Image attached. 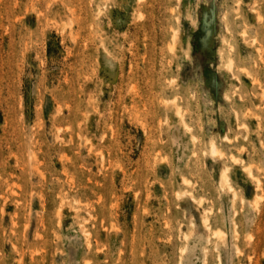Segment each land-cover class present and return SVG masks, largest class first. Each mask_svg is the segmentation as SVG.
Listing matches in <instances>:
<instances>
[{"label":"rangeland","instance_id":"1","mask_svg":"<svg viewBox=\"0 0 264 264\" xmlns=\"http://www.w3.org/2000/svg\"><path fill=\"white\" fill-rule=\"evenodd\" d=\"M0 264H264V0H0Z\"/></svg>","mask_w":264,"mask_h":264},{"label":"bare ground","instance_id":"2","mask_svg":"<svg viewBox=\"0 0 264 264\" xmlns=\"http://www.w3.org/2000/svg\"><path fill=\"white\" fill-rule=\"evenodd\" d=\"M229 63H232V62H229ZM179 112V111H178ZM212 152L213 153H215L216 152V149H215V147L213 146L212 147ZM218 152H220V151H218ZM210 153V152H209ZM219 155V154H218ZM217 157V156H216ZM225 169V168H224ZM251 171V170H250ZM248 172H249V170H248ZM226 174V173H225ZM222 179V178H221ZM219 180H220V178H219ZM223 180H225V178L224 179H222V182H223ZM227 182V181H226ZM219 183H221V182H219ZM220 185V184H219ZM224 185V184H223ZM221 187V186H220ZM206 224V223H205ZM214 233V232H213ZM217 233V232H216ZM217 235H218V233H217ZM219 237V236H218Z\"/></svg>","mask_w":264,"mask_h":264}]
</instances>
